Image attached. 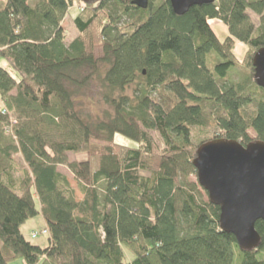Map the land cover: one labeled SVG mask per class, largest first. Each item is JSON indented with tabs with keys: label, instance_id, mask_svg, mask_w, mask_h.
<instances>
[{
	"label": "trees",
	"instance_id": "obj_1",
	"mask_svg": "<svg viewBox=\"0 0 264 264\" xmlns=\"http://www.w3.org/2000/svg\"><path fill=\"white\" fill-rule=\"evenodd\" d=\"M133 1L90 2L73 19L79 36L68 45L61 22L80 0L4 1L0 264H264V223L255 224L257 249L241 251L220 230L219 208L185 180L196 174L192 161L209 141L245 147L252 130L264 143V91L252 66L264 49V0H214L180 17L169 0H148L145 10ZM212 20L227 29L223 41ZM95 26L99 57L91 42ZM234 42L248 50L249 74L237 81ZM81 70L86 77L79 81ZM95 75L113 113L92 124L75 110L70 87ZM210 126L217 135L191 155L192 135ZM148 131L161 138L159 153ZM116 135L137 147L116 144ZM80 153L88 159L69 162ZM59 167L73 176L79 201ZM38 215L49 234L44 250L20 232Z\"/></svg>",
	"mask_w": 264,
	"mask_h": 264
},
{
	"label": "water",
	"instance_id": "obj_2",
	"mask_svg": "<svg viewBox=\"0 0 264 264\" xmlns=\"http://www.w3.org/2000/svg\"><path fill=\"white\" fill-rule=\"evenodd\" d=\"M89 4L96 0H80ZM214 0H169L176 16ZM132 5L145 10L148 0ZM254 80L264 91V49L252 60ZM198 185L209 202L219 208L220 230L235 238L241 251H253L260 243L255 224L264 223V143L251 142L245 147L236 141L213 140L201 145L192 161Z\"/></svg>",
	"mask_w": 264,
	"mask_h": 264
},
{
	"label": "rangeland",
	"instance_id": "obj_3",
	"mask_svg": "<svg viewBox=\"0 0 264 264\" xmlns=\"http://www.w3.org/2000/svg\"><path fill=\"white\" fill-rule=\"evenodd\" d=\"M5 0H0V9L3 7ZM88 4H83L81 1L75 2L73 4V7H71L63 21L61 22V28L64 32V42L66 45H68L70 42H72L74 39H76L79 36L78 31L76 30L73 19L81 14V12L84 10V7H86ZM251 19L254 22L255 25H257V17L250 13ZM212 31L216 35V37L223 41L227 36V29L222 24H217L215 22H212L209 24ZM92 36V45L95 46V55L97 57L100 56V49H98V38H97V31L98 26L94 27ZM232 54L234 56V59L238 63L239 67L237 70H234L233 79L235 81L240 80L245 75L249 74V70L247 68V61H248V50L247 48L238 43L234 42ZM0 65L6 67L1 61ZM86 77V71L81 70L78 72V79L79 81H82L83 78ZM72 89V92H74V108L75 110L81 115V117L84 118L85 121L88 123H98L102 121H107L112 116V109L111 107L105 102V93L106 92L102 86L101 79L99 75L92 76L89 80H87L85 83H83L80 88H74L70 87ZM133 89L127 90L126 95L131 96ZM119 94H115L114 97L118 96ZM0 106H3L2 103H0ZM4 107V106H3ZM149 136L153 140L154 147L156 151L159 153L164 148V144L159 137V135L155 132L148 131ZM248 137L250 141H255L256 136L252 130H249L247 132ZM217 135L216 130L210 126L207 130L203 131H195L192 135V142L191 146L189 147L188 151L191 155H193L200 144V142L205 140H211L214 139ZM114 142L116 144L130 147V148H136L137 145L133 142L123 138L120 135H116L114 137ZM93 148L96 151H99L97 146H93ZM88 159V153H80L76 155H69L68 160L69 162H80V161H86ZM24 169V164L22 161V157L20 154L15 156L14 160V176L15 178L19 179L21 177L22 171ZM58 170L64 174L68 181L70 182V185L75 190V199L76 201L80 200V194L77 191L76 182L74 181L73 176L65 167H59ZM185 180L189 184H194L198 187L199 194L201 196V199L204 202H208V195L207 193L198 186V181L196 174L188 175L185 177ZM46 229V226H44V221L40 215L36 216L33 219L28 220L24 225L21 226L20 232L24 236V238L31 243L33 246H37L41 248L42 250L48 248L49 246V239L48 236H43L40 233ZM31 233H38V237L36 239H31L30 234ZM1 247V243H0ZM126 260L130 261L133 258V255L130 252L125 251ZM11 264H23L21 261H13Z\"/></svg>",
	"mask_w": 264,
	"mask_h": 264
},
{
	"label": "built area",
	"instance_id": "obj_4",
	"mask_svg": "<svg viewBox=\"0 0 264 264\" xmlns=\"http://www.w3.org/2000/svg\"><path fill=\"white\" fill-rule=\"evenodd\" d=\"M1 107H2V113H5L4 107L3 106H1ZM40 234L43 235V236H49L48 231L46 229H44ZM38 235H39L38 233H31L30 234V238L31 239H36L38 237Z\"/></svg>",
	"mask_w": 264,
	"mask_h": 264
},
{
	"label": "crops",
	"instance_id": "obj_5",
	"mask_svg": "<svg viewBox=\"0 0 264 264\" xmlns=\"http://www.w3.org/2000/svg\"><path fill=\"white\" fill-rule=\"evenodd\" d=\"M212 22H215L217 24H221L220 22L216 21V20H212V21H209V24L212 23ZM41 216V215H40ZM44 221V220H43ZM44 226H45V223H44Z\"/></svg>",
	"mask_w": 264,
	"mask_h": 264
}]
</instances>
